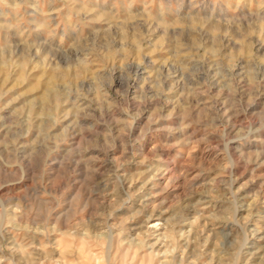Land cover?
Instances as JSON below:
<instances>
[{
    "label": "clouds",
    "instance_id": "clouds-1",
    "mask_svg": "<svg viewBox=\"0 0 264 264\" xmlns=\"http://www.w3.org/2000/svg\"><path fill=\"white\" fill-rule=\"evenodd\" d=\"M0 264H264V0H0Z\"/></svg>",
    "mask_w": 264,
    "mask_h": 264
},
{
    "label": "rangeland",
    "instance_id": "rangeland-1",
    "mask_svg": "<svg viewBox=\"0 0 264 264\" xmlns=\"http://www.w3.org/2000/svg\"><path fill=\"white\" fill-rule=\"evenodd\" d=\"M182 163H183L182 161L177 162V164L175 165V167L177 169H179V167L181 166ZM240 171H243V169H241ZM244 178H247V176H245Z\"/></svg>",
    "mask_w": 264,
    "mask_h": 264
}]
</instances>
